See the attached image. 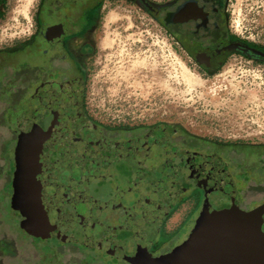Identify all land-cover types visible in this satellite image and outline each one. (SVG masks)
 <instances>
[{
  "label": "flooded vegetation",
  "instance_id": "af4514ba",
  "mask_svg": "<svg viewBox=\"0 0 264 264\" xmlns=\"http://www.w3.org/2000/svg\"><path fill=\"white\" fill-rule=\"evenodd\" d=\"M121 1L37 0L29 35L0 44V125L19 146L25 127L20 117L32 115L38 135H46L50 156L67 171L55 174L62 180L53 191L56 202L76 192L75 202L85 206L91 197L110 225L119 224L121 236L132 238L130 225L138 229L135 238L143 244L126 245L130 258L113 252L112 264H155L188 238L202 209L207 189L197 177V155L222 160L241 210L264 205V142L220 141L169 123L115 131L98 124L88 107L89 81L106 4ZM128 1L164 26L204 77H215L227 65H264V43L239 35L230 22L236 0ZM2 117L11 120L3 124ZM146 135L152 137L146 147L125 146ZM12 165V172H24L22 165ZM163 226L174 233L153 249ZM8 241L0 235V264H7Z\"/></svg>",
  "mask_w": 264,
  "mask_h": 264
},
{
  "label": "rangeland",
  "instance_id": "374dc122",
  "mask_svg": "<svg viewBox=\"0 0 264 264\" xmlns=\"http://www.w3.org/2000/svg\"><path fill=\"white\" fill-rule=\"evenodd\" d=\"M36 4L0 0V44L29 35ZM106 5L100 41L107 38L110 44L99 45L87 99L98 124L115 131L169 123L220 141L264 142V65H227L215 77H204L173 35L140 6L128 0ZM233 5L230 22L237 33L264 43V0H236ZM108 14L115 20L107 19ZM184 70L202 85L186 83ZM33 119L20 117L25 127L19 146L0 125V235L10 241L7 264H112L115 251L130 258L126 245L143 244L136 241L135 226L126 228L131 239L121 236L119 224L110 225L91 197L85 206L75 202L76 192L56 202L53 191L62 180L55 174L65 176L67 171L50 156L46 135H38ZM8 120L2 117L3 124ZM12 161L24 172H12ZM166 229L153 249L168 243L174 231ZM103 233L108 241L101 238Z\"/></svg>",
  "mask_w": 264,
  "mask_h": 264
},
{
  "label": "water",
  "instance_id": "95a60500",
  "mask_svg": "<svg viewBox=\"0 0 264 264\" xmlns=\"http://www.w3.org/2000/svg\"><path fill=\"white\" fill-rule=\"evenodd\" d=\"M151 139L146 135L125 146L146 147ZM199 157L194 162L201 167L197 177L207 189L200 215L188 238L155 264H264V205L241 210L222 160ZM210 164L212 170L207 168Z\"/></svg>",
  "mask_w": 264,
  "mask_h": 264
},
{
  "label": "bare ground",
  "instance_id": "6f19581e",
  "mask_svg": "<svg viewBox=\"0 0 264 264\" xmlns=\"http://www.w3.org/2000/svg\"><path fill=\"white\" fill-rule=\"evenodd\" d=\"M107 19L115 20V16L113 14H108ZM109 44H110L109 39L104 38L103 40L100 41L99 45L101 46V48H106L109 46ZM136 65H137V63H135V65L131 64L130 69H133ZM184 71H185V74H184L185 78L184 79H185L186 83H188L190 86L202 85V82L198 77L194 76V74H191L189 71H186V70H184Z\"/></svg>",
  "mask_w": 264,
  "mask_h": 264
}]
</instances>
